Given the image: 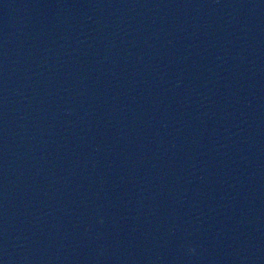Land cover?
<instances>
[{
    "label": "water",
    "instance_id": "obj_1",
    "mask_svg": "<svg viewBox=\"0 0 264 264\" xmlns=\"http://www.w3.org/2000/svg\"><path fill=\"white\" fill-rule=\"evenodd\" d=\"M0 264H264V0H0Z\"/></svg>",
    "mask_w": 264,
    "mask_h": 264
},
{
    "label": "clouds",
    "instance_id": "obj_2",
    "mask_svg": "<svg viewBox=\"0 0 264 264\" xmlns=\"http://www.w3.org/2000/svg\"><path fill=\"white\" fill-rule=\"evenodd\" d=\"M189 251H193L192 249H189Z\"/></svg>",
    "mask_w": 264,
    "mask_h": 264
}]
</instances>
